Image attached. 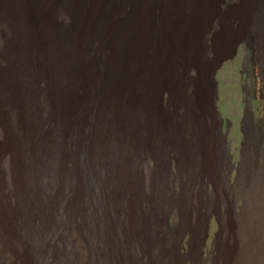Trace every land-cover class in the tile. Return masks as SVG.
<instances>
[{"label": "rangeland", "instance_id": "1", "mask_svg": "<svg viewBox=\"0 0 264 264\" xmlns=\"http://www.w3.org/2000/svg\"><path fill=\"white\" fill-rule=\"evenodd\" d=\"M263 191L264 0H0V264H219Z\"/></svg>", "mask_w": 264, "mask_h": 264}, {"label": "bare ground", "instance_id": "2", "mask_svg": "<svg viewBox=\"0 0 264 264\" xmlns=\"http://www.w3.org/2000/svg\"><path fill=\"white\" fill-rule=\"evenodd\" d=\"M261 196V204L264 206V193ZM84 220L85 219L81 215H76V218L71 220L70 223L75 228L80 229ZM260 220L261 223L259 225H253L249 222L248 225L241 227L240 229L236 228V237L233 238L235 240L234 244L224 245L220 248L221 259L219 264H264V212L260 215ZM229 229L231 230V227ZM44 233L46 232L44 231ZM80 237L81 235L78 232H75L74 236L72 235V241L76 245V248L73 250L77 252V254H74V261L76 264H87L92 256V253L84 247L83 243L79 239ZM39 250H41V247H39ZM160 256L162 258L168 256L169 258L172 256V253L168 250H162ZM70 262H72L71 258L67 261V263Z\"/></svg>", "mask_w": 264, "mask_h": 264}]
</instances>
